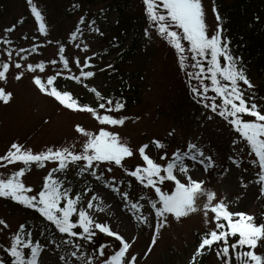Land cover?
I'll list each match as a JSON object with an SVG mask.
<instances>
[{
    "label": "snow or ice",
    "instance_id": "6c2138e0",
    "mask_svg": "<svg viewBox=\"0 0 264 264\" xmlns=\"http://www.w3.org/2000/svg\"><path fill=\"white\" fill-rule=\"evenodd\" d=\"M143 3L150 28L176 50L179 66L182 69L192 67L197 70L194 73L188 72L187 75L190 80L194 78L199 82L200 86L192 87L191 91L197 102L208 110L205 120L212 121L218 116L238 134V139L232 141L234 154L228 157L229 161L235 167L243 163L245 149L239 145L241 141L245 142L246 148L250 149L247 154L254 153L255 159L252 162L258 163L260 169L257 173L258 182L264 184V109L255 102L254 94L246 96V92L254 90L255 85L242 66V57L232 54L230 40L223 35L224 29L220 23L222 17L215 5L213 12L217 26L214 33H209L202 0H143ZM27 4L39 24V32L46 36L47 26L41 10L33 0H27ZM85 22L86 16L82 15L75 30L70 33L71 41H78L84 35ZM17 23H23V20ZM86 26L89 31L103 35L96 26L95 19L88 20ZM15 28L16 24H13L4 31L11 33ZM144 33L146 36L152 34L149 28H145ZM0 43L9 46L4 50L8 61L0 64V81L7 79L13 66L18 70L15 79L20 80L25 75L22 69L26 68L33 73V82L39 91L54 97L67 109L87 112L101 125L116 127L125 124L127 117L110 114L120 112L125 106L123 103L117 101L113 108L111 98H105L94 86L85 84L98 100L104 101L98 104L99 109L105 110V114L101 115L96 107L81 104L71 92L60 90L54 85L57 76L61 75L60 72L49 75L46 81L36 75L37 69L40 72L45 71L44 61L23 64L21 61H26L28 57L21 56V53H36L39 45L33 44L30 50H16L20 59L13 62V42L0 37ZM48 43L53 41L49 40ZM56 43L63 68L68 69L69 60L64 55L65 45L59 41ZM76 47L80 48L81 44L77 43ZM88 48L89 45L84 43L83 50L87 51ZM91 61L92 57L86 56L81 64L79 57H76L75 63L80 68V74L70 78L82 83L81 78L93 77V71L84 70L93 67ZM186 61L191 63L186 65ZM49 63L56 65L57 61L52 60ZM107 67L111 68L112 65ZM210 92L213 95L210 96ZM12 98L10 91L0 87V101L7 104ZM245 116L250 118L246 119ZM75 130L85 138L80 152H74L68 147H49L34 153L31 149L13 142L6 153L0 156V161L6 162L0 164V167L17 162H22L25 166L12 172L7 178L0 177V198H10L26 209L34 210L45 225L40 235H45L49 227L55 233L51 238L45 235V242L42 243L34 238V229L20 224L17 231L11 234L10 243L0 249L8 258L7 261L0 258V264H140L138 254L130 251L135 237L126 238L118 227L113 228L110 215L113 204L108 201H116V207L122 205L132 212L129 220L134 218L136 226L145 225L151 228L150 241L155 246L170 215L180 220L201 211L197 200L202 195L207 199L202 209L205 224L215 226L202 235L189 264H197L198 257L203 256L214 245L217 247V257L223 264H232L233 253L237 264H264V254L256 251L258 245H264V224H257L255 217L246 212L231 211L226 197L218 199L214 190L205 187L207 182L194 175L198 166H202L205 173L209 168L216 167L213 156L205 155L202 147L189 141L187 150L176 149L169 158L166 145L159 140H153L134 150L127 142L122 141L118 132L109 131L105 127H101L98 134L79 124L75 126ZM172 134L173 132L169 133ZM150 146L165 150L159 157L165 164L156 162L146 154V149ZM237 149L239 156L236 154ZM137 152L145 165H136L133 169L126 167V158H132ZM45 161L57 162V166L44 177L42 188L35 194H30L32 188L26 186L22 180L25 168L30 164L43 167ZM70 167H74L77 176L81 178H94L100 187L86 185L82 190L74 191L73 184L67 178ZM116 167L122 169L127 177L135 178L150 195L133 199L130 193L131 179L125 181L118 180L115 176H105V173H112ZM227 171L225 169L224 173ZM121 185L128 190H122ZM166 188L169 190H165ZM86 195L89 199L85 204L83 198ZM146 205L148 215L144 214ZM209 212L213 214L211 217ZM100 214L108 216V221L100 220ZM9 228L8 222L0 218V231ZM98 233L118 242V250L114 254L106 251L110 246L108 243L97 245L95 238ZM230 238H235V242L229 243ZM151 251L152 248L149 247L148 252Z\"/></svg>",
    "mask_w": 264,
    "mask_h": 264
},
{
    "label": "rangeland",
    "instance_id": "374dc122",
    "mask_svg": "<svg viewBox=\"0 0 264 264\" xmlns=\"http://www.w3.org/2000/svg\"><path fill=\"white\" fill-rule=\"evenodd\" d=\"M111 1L113 0H33L45 18L48 32L45 36L39 32V24L32 15L27 0H5L0 3V10H2L0 12V37L13 42L11 45L14 50L11 58L13 62L20 59L16 55V50L20 48L30 50L33 44L39 45L36 53H21V56L28 57L26 61L21 62L26 65L44 61L45 71L40 72L37 69L36 75H40L46 81L49 75L60 72L61 75L57 76L54 85L60 90L71 92L81 104H90L96 107L97 111L103 115L105 110L99 111L95 94L91 93L89 88L84 85L94 86L102 96L111 92L116 82L111 79L110 74H107V66L115 64V59L123 49L129 47L135 35L132 31L121 47H113L112 44L116 43V38L121 39L122 35H119L117 30L111 31V27L118 23L119 18L117 10H108ZM230 1L228 0V2ZM260 1L264 8V0ZM202 4L209 33H214L217 26L216 16L213 12L214 2L213 0H202ZM76 5L79 7H75ZM142 7L143 0H130L129 8L132 9L134 15L139 17L142 14ZM26 15H28L29 21L25 23L24 28H17L11 33H5L4 29L12 26L15 19L24 18ZM82 15L86 16L84 35L80 40L73 42L69 36L75 30ZM91 19L96 20V26L103 32L102 36L88 30L87 21ZM145 28L146 25L144 29L142 26L143 43L138 52L129 60L130 63L126 70L133 72L140 63L144 65L146 84L141 101L125 113L124 117L127 119L123 126L101 125L87 112L67 109L54 97L39 91L33 82V73L27 71L26 68L22 69L25 71V75L20 80H16L15 75L18 70L14 66L11 67L7 79L0 81V87H4L6 91L13 94L9 103L4 104L0 101V156L6 153L13 142L23 145L26 149H31L34 153H39L49 147H68L74 152H80L85 138L76 132L77 124L97 134L101 127L118 132L122 141L127 142L134 150L143 144L159 140L166 145L165 150L169 158L176 149L187 150V144L191 141L202 147L205 155H212L216 161V167L209 168L207 173L203 172L202 166H198L194 175L204 179L207 182L205 187L208 190H214L218 199L226 197L231 211H243L255 217L259 211L260 206L258 205L264 199V192H262L264 184L258 182L257 173L260 169L258 163L252 162L255 159L254 153L248 155L250 149L246 148V144L241 143L239 147L245 149L243 164L248 169L242 171L241 164L239 167L233 166L228 157L234 154L232 141L237 139V136L235 137L225 126L226 123L221 122L217 117L212 121H206L202 111L198 112L189 103H183L186 97V93L183 92V89L186 88L182 81L184 75L178 70V60L173 54V47L149 27L152 34L146 36ZM28 34L31 36L28 37ZM25 36L28 39L25 40ZM49 40L53 43H48ZM56 41L65 45L64 55L69 60L68 69L63 68ZM77 43L81 44L80 48L76 47ZM84 43L89 45L87 51L83 50ZM7 47L9 46L0 43V64L8 61V56L4 51ZM230 50H234L232 54L236 55L239 48L231 44ZM86 56L92 57L93 67L84 70H91L95 75L87 79L81 78L83 82L80 83L70 77L80 74V68L76 65L75 58L79 57L83 64ZM52 60H56L57 64H50L49 62ZM242 66L255 86L262 83L263 79L254 63L251 66L242 63ZM246 96H248L247 92ZM82 98L85 100L83 101ZM259 98H255V102L260 105L261 109H264V92ZM110 114L123 116L121 112ZM170 132L173 134L169 135ZM165 150L150 146L149 149H146V154L156 162L165 164V161L159 159ZM236 154L240 155L239 149L236 150ZM5 163L0 161V164ZM124 163L126 167L145 165L138 152L132 158H126ZM56 166L57 162L53 161H45L43 167L30 164L25 168L22 180L26 186L32 188V193L34 191L36 193L42 188L44 177ZM21 167H25L22 162L0 167V177L7 178ZM225 169H228L226 173H224ZM105 176L109 178L115 176L118 180L124 179L125 181L131 179L118 167L114 168L112 173H105ZM67 178L73 186L78 184L79 187L84 186L82 178L77 176L74 167H70L67 171ZM90 182L95 188L100 187L94 178H91ZM136 187L132 180L130 193L135 196H131L133 199L139 198L141 189L138 190ZM76 188L74 187V191H77ZM121 188L128 190L123 185ZM88 199L89 197L86 195L85 204ZM108 202L113 204L110 213L113 228L118 227L126 238L135 237L130 251L132 254H138L140 264H189L190 257L201 240V234L215 226L214 224H205L202 209L207 199L202 195L197 200L201 211L180 220H176L170 215L168 224L157 237L156 245L152 246L150 241L152 229L145 225L136 226L134 218L129 220L132 212L123 208L122 205L116 207V201ZM147 207L148 205L145 206V215H148ZM212 215L209 212V216ZM0 218L5 219L10 225L9 229L0 231V245L9 244L11 234L17 231L20 224H24V221L29 219L22 209L11 204L7 198H0ZM99 219L107 222L108 216L100 214ZM30 229H34L35 239L42 243L45 242V238L41 240L40 236L36 237L38 231L36 227ZM107 238L110 239V237ZM149 247L152 248L151 252H148ZM0 248L2 249L1 246ZM257 249L264 254V245H259ZM114 250L115 245H110L106 251L111 254ZM199 261L200 257H198L197 264H200ZM210 264H221V262L213 256Z\"/></svg>",
    "mask_w": 264,
    "mask_h": 264
},
{
    "label": "trees",
    "instance_id": "16d2710c",
    "mask_svg": "<svg viewBox=\"0 0 264 264\" xmlns=\"http://www.w3.org/2000/svg\"><path fill=\"white\" fill-rule=\"evenodd\" d=\"M4 1L5 0H0V3H3ZM105 1H108V0H105ZM213 2H214L213 5H215L216 9L220 13V16L222 17V20L220 23L222 24V27L224 29L223 35L228 40H230V47H231V44L232 45L234 44L235 47L239 48V50L237 51V54L235 55L234 53V56L242 57V63H245L248 66H251L254 63V66L259 69V75L263 79L262 83L258 86H255L254 90L247 91L248 96L254 94L255 98L262 97L263 92H264V10H263L264 8H263V3H261L260 0H231L230 2H228V0H213ZM129 5H130V0H113L109 3V6H108L109 11L115 9L119 12L118 23L111 27V31L117 30L119 32V35H122L121 39L116 38L117 41L116 43L112 44L113 47H121L126 37H128L132 31H134L133 33L135 35L129 47H127L126 49H123V51H121L118 58L115 59L116 61L115 64H112L111 68H107L106 70L107 74H110L111 79L112 80L114 79L116 83L114 84L115 85L114 89L111 92H108L107 94L103 95L105 98L112 99L113 104L111 107L113 108L117 101L125 105L124 108L120 110L123 116L131 107L136 106V104H138V102L141 101L143 97V89L146 84L145 66L140 63L137 69L135 68L133 72L127 71L126 67H128L130 63L129 60L133 58V56L138 52L139 47L143 43L142 36H141L142 26H143V29L145 25H146V28L148 27L150 28V23L146 16L145 4L143 3L142 14L139 15V17L134 15V13L132 12V9L129 8ZM1 11L2 10H0V12ZM21 19L23 20V23H17V21ZM21 19H15L14 22L12 23V25L16 24L15 30L17 28H24L25 23H28L29 21L28 15H26L24 18H21ZM30 36L31 35H29L28 37ZM173 50H174L173 54L175 55L176 60H178V53L176 52L174 48ZM233 51L234 50H231V52ZM190 63L191 61H186V65ZM178 70L180 71V73L184 75V77L182 78V81H184L183 85H185L186 87L185 90L183 89V92L186 93V97L184 98L183 103H186V104L189 103L191 107L194 108L198 112L202 111L205 117V113L208 112V110L205 109L201 103L197 102V99L194 97V94L191 91L192 87L200 86L199 82L194 78L190 80L189 76L187 75L188 72L194 73L197 70L192 67H185L182 69L179 66V60H178ZM205 82L209 83L208 81H205ZM209 95L211 96L213 95V93L210 92ZM82 99L83 101L85 100L84 98ZM101 102H104V101L97 99L96 105H98ZM217 102L219 103L220 101L218 100ZM101 110H104V109H99V111ZM217 118L221 122L226 123L225 126L230 130L231 133H233L235 137L237 136L236 138L238 139V134L235 133L229 127L227 122L223 121L222 118H219L218 116ZM244 118L247 119L250 117L245 116ZM241 143L243 145L246 144L243 141H241ZM241 165H242L241 167L242 171H246V169H248L243 163ZM134 167H128V168L133 169ZM68 177L70 178V175H68ZM131 180H133V183L137 186L136 189L138 190L141 189L140 194L138 196L148 194V192L146 190H143V187L138 184L135 178H131ZM90 181H91V178H88V179L82 178V183L84 184V186L81 185L79 187V184H78V185H75L74 187H77L76 188L77 191L82 190L86 185H90L91 187L95 188V186ZM30 194H35V191ZM131 196L135 197L132 193H131ZM137 198L138 197H136L135 199ZM7 199L11 202V204L18 206L20 209H22L27 214L29 219L25 220L24 224H26V227L28 228H33V227L37 228L38 231H37L36 237L40 236L39 238L43 240L45 238V235L48 236V238H51L53 235H55L51 227H49V230L45 235H40V233L44 230L45 225L42 222L41 218L38 217V214L34 210L26 209L24 206L17 204L16 202L12 201L10 198H7ZM83 199L85 200L86 196H84ZM263 202H264V199H262L258 205L260 206L259 211H258V214L255 216V221L257 224L264 223ZM209 230L210 229H208V231ZM202 235L203 234H201V236ZM95 240H96L97 245L102 244V243H108L109 245H111L114 243L111 240H108V239L106 240V238L100 234H97ZM234 242H235V238H230L229 243H234ZM7 245L8 244L4 243L3 245H0V246L3 249V247ZM256 251L258 254H262L260 251H258V249H256ZM213 256L215 257L217 261L219 260L221 264H223V261L217 257V247L215 245L213 246L211 250L206 251L203 254V256L200 257L199 263L200 264H210V261ZM0 258H5L6 261L8 260V258L5 256L3 251H0ZM232 264H237L234 253H233Z\"/></svg>",
    "mask_w": 264,
    "mask_h": 264
}]
</instances>
